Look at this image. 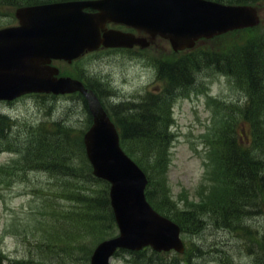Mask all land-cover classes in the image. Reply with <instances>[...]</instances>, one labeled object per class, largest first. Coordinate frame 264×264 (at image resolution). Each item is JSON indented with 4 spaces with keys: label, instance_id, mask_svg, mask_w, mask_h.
Segmentation results:
<instances>
[{
    "label": "water",
    "instance_id": "1",
    "mask_svg": "<svg viewBox=\"0 0 264 264\" xmlns=\"http://www.w3.org/2000/svg\"><path fill=\"white\" fill-rule=\"evenodd\" d=\"M86 5L98 7L102 13H85L82 9ZM18 16L23 25L0 29V98L12 99L27 91L61 93L80 89L87 95L94 115L84 138L87 154L94 173L112 183L111 202L121 233L98 245L92 264H109L110 256L121 246L139 249L151 244L158 250H180L183 244L179 226L146 200V175L122 149L116 126L98 98L88 93L80 81L56 77L59 69L41 62H48L50 57L72 60L101 42L130 45L142 40L129 42L115 33L102 38L99 26L107 19L134 23L152 36L169 38L179 49L192 46L201 36L257 24L256 8L211 0H89L22 7ZM43 53L47 56L42 57Z\"/></svg>",
    "mask_w": 264,
    "mask_h": 264
},
{
    "label": "trees",
    "instance_id": "2",
    "mask_svg": "<svg viewBox=\"0 0 264 264\" xmlns=\"http://www.w3.org/2000/svg\"><path fill=\"white\" fill-rule=\"evenodd\" d=\"M30 1L40 0H0V10ZM224 1L251 3L264 9V0ZM219 37L222 42L205 50L193 48L179 58L170 56L160 61L162 76L169 78L167 94L153 92L152 100L147 103L137 107L128 105L126 109L113 104V109L109 111L119 126L122 146L147 172L150 178L148 197L157 206L160 198L156 191H164L154 179L161 178L162 171L166 170L165 155L172 140L166 125L173 85L182 83L183 89H189L195 83V74L203 67L224 71L234 75L237 85L246 92L243 104L231 103L227 107L241 115L240 119L253 122L252 127L256 132L259 122L262 125L264 121V29L259 25ZM78 111L85 116L87 128L91 124V113L86 101L80 104ZM0 119H5V116L1 115ZM238 120L236 118L233 122ZM27 130L26 136L20 138L22 164L51 172L62 181L55 184V190L73 201L72 206L60 211L55 222L58 226L49 233L47 242L76 241L90 233L98 235L100 239L105 233V226H115L116 222L109 198L110 184L93 174L86 155L83 142L85 127L79 129L71 121L57 119L53 122L42 121L36 128L29 127ZM5 137L0 135V144ZM223 137L226 145L224 168L226 176L229 173L234 191L232 220L242 224V219L249 216L252 208L264 204V164L260 157L249 156V152L243 148L244 141L235 134L234 128ZM152 183L154 187H151ZM167 188L166 181H163V189L166 191ZM234 201L240 202L239 209ZM110 230L106 232L110 234ZM56 247L49 249L69 250L68 246Z\"/></svg>",
    "mask_w": 264,
    "mask_h": 264
},
{
    "label": "rangeland",
    "instance_id": "3",
    "mask_svg": "<svg viewBox=\"0 0 264 264\" xmlns=\"http://www.w3.org/2000/svg\"><path fill=\"white\" fill-rule=\"evenodd\" d=\"M261 28L264 29V9H260ZM7 17L0 14V26L4 25ZM234 32V31H232ZM222 42V39L217 35L212 39H204L196 46V50H205L215 43ZM170 51L166 40L156 38L151 50H149L148 58L141 59L138 57H127L125 60L122 57L113 56L110 63L98 62L95 58H99L98 54L87 55L82 59H78L76 63L69 64L65 61H57V65L61 70L74 71L83 66L85 70L88 66L105 70L113 79L114 82L122 88L127 95H131L135 91L138 74L143 71L146 77L152 74L155 75V67L146 63L151 60H158L163 53ZM105 56H109L106 53ZM145 56V55H144ZM144 65L146 67H144ZM197 85L199 88H207L210 94L220 98L229 100L237 99L238 93L233 89L228 78L218 72H214L212 68L199 70L196 76ZM203 82V83H201ZM183 96H176L173 109L168 111L167 120L173 121V130L177 132L173 144L169 147L165 156L166 170L161 174L162 181L168 183V191L172 194L170 197L184 199L185 194L192 198L195 196V191L203 181L206 169L205 160L207 159L206 151L207 144L203 140L204 137H218L220 128L213 123V108L208 103V95L206 92H201L199 95L192 94L188 97L183 92ZM69 97H39L36 94H26L20 97L12 104L1 103L0 110L10 114L13 117L18 116L19 121L23 124H38L41 121H51L62 115L69 116L73 122H78L79 125H84L85 117L79 111L75 114L69 112L74 111L76 104ZM74 100V99H73ZM52 107L50 111L48 109ZM48 111V112H46ZM250 128L248 122L238 123L239 131H243V125ZM18 124L26 130V127ZM203 135V136H202ZM246 141L249 139H245ZM260 146L264 153V132L260 133ZM14 154L0 151V249L7 256L22 258V256L30 250V246L24 241L26 239L25 232L30 236V230H25L27 222L29 226L35 221L36 201L31 194L30 189L26 186L34 180L41 185L50 186V176L44 172H20L16 174L10 184L5 186L3 179L12 173L16 168L13 160ZM264 164V162H263ZM15 172V171H14ZM17 173V172H15ZM171 204V200H167ZM173 208L176 214H179V207L176 205H166ZM197 212L207 211L204 208H196ZM198 214V213H197ZM208 218L205 229L195 227V234H186L188 241L195 239L198 244L209 245L213 242L211 254L220 253L224 250V255L220 261V256L217 254L215 260L208 262V258L203 255L194 261L197 264H264V240L260 237V233L264 231V204L261 208H254L253 214L245 218L250 224L247 229L235 228L230 229L221 225H216L218 213L211 212ZM180 215V214H179ZM192 224V222H191ZM44 236L46 234H40ZM93 241V240H91ZM217 242V243H216ZM204 243V244H203ZM227 248L229 254H227ZM157 256V255H153ZM160 257L174 259L175 254L171 252L159 254ZM211 256V255H210ZM177 257V256H176ZM178 258V262H179ZM218 260V261H217ZM176 262V261H175ZM173 262L172 264H176ZM115 264H126L123 261H117Z\"/></svg>",
    "mask_w": 264,
    "mask_h": 264
},
{
    "label": "flooded vegetation",
    "instance_id": "4",
    "mask_svg": "<svg viewBox=\"0 0 264 264\" xmlns=\"http://www.w3.org/2000/svg\"><path fill=\"white\" fill-rule=\"evenodd\" d=\"M106 28H117V29H122L124 31L135 32V33L140 34V35H147L143 31H137L134 27L126 26V25H123V24L112 23V22L107 23ZM135 47H136V45L134 47H132V48H135ZM100 49L103 50L104 49L103 46L100 47ZM126 49H131V48H126ZM141 252L144 253L145 255H147L148 254V249L145 248V249L139 251V253H141ZM81 259H83L85 261L84 264H88L86 258H81ZM56 264H60V263H56ZM61 264H71V263H61Z\"/></svg>",
    "mask_w": 264,
    "mask_h": 264
},
{
    "label": "bare ground",
    "instance_id": "5",
    "mask_svg": "<svg viewBox=\"0 0 264 264\" xmlns=\"http://www.w3.org/2000/svg\"><path fill=\"white\" fill-rule=\"evenodd\" d=\"M247 68V67H246ZM249 70V69H248ZM249 73V72H248Z\"/></svg>",
    "mask_w": 264,
    "mask_h": 264
}]
</instances>
